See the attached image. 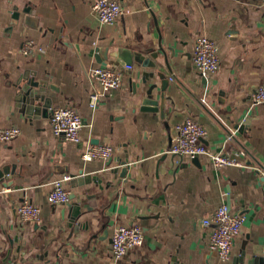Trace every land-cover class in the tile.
Listing matches in <instances>:
<instances>
[{
    "label": "crops",
    "instance_id": "obj_1",
    "mask_svg": "<svg viewBox=\"0 0 264 264\" xmlns=\"http://www.w3.org/2000/svg\"><path fill=\"white\" fill-rule=\"evenodd\" d=\"M96 1L0 0V128L22 132L0 146V170L17 166L0 179V264H264V173L258 165L264 164V104L253 105L264 82V0H124L114 25H101L92 14ZM27 9L38 18L37 29L25 24ZM201 35L220 49L219 72L208 77L192 62ZM29 41L35 51L26 56L21 50ZM160 47L172 74L163 54L154 60L156 69L134 62L124 71L123 87L91 107L95 85L88 72L104 66L94 58L97 48L150 58ZM124 65L110 57L107 66ZM154 70L170 80L164 119L141 110L149 86L143 76ZM23 74L58 89L47 94L53 107L81 115V143L53 135L49 110L35 115L27 109L17 86ZM189 117L207 130L210 151L244 152L247 167L219 171L208 156L196 164L168 154L177 125ZM90 144L112 146V163L85 162L81 154ZM118 160L129 161L126 178L119 177ZM81 170L98 182L73 186L71 179L67 188L76 198L66 206L50 204L51 183ZM25 201L39 206L41 217L21 227L17 209ZM222 204L245 217L227 261L210 251V229L202 224ZM135 224L144 229L143 245L116 260L115 228Z\"/></svg>",
    "mask_w": 264,
    "mask_h": 264
},
{
    "label": "built area",
    "instance_id": "obj_2",
    "mask_svg": "<svg viewBox=\"0 0 264 264\" xmlns=\"http://www.w3.org/2000/svg\"><path fill=\"white\" fill-rule=\"evenodd\" d=\"M124 0H97L92 6V14L101 25H114L123 15ZM43 51L42 48L39 49ZM35 51L32 41L26 43L21 53L30 56ZM192 62L199 73L212 76L219 72L221 65L220 49L216 42L206 36H198L195 40ZM132 66L123 68L115 66H97L88 72V79L95 85L91 95V107L96 108L107 94L118 91L123 87L124 71L131 70ZM264 104V82L257 88L253 97V105ZM50 125L56 138L79 144L82 142L81 131L85 126L84 119L70 107L52 106L50 109ZM177 135L174 138L168 154L180 158H199L208 156L212 166L219 171L228 167H247L241 153L212 152L205 144L207 130L196 120L189 117L176 127ZM17 127L0 128V146L8 144L21 136ZM114 155V148L110 145H88L84 148L81 158L85 162L96 160L107 161ZM71 176L63 175L51 183L49 202L56 206H66L71 202V192L67 184ZM4 193L0 191V194ZM21 227L38 222L41 217V208L25 201L17 209ZM245 217L240 213H232L227 204H222L214 213L206 218L202 224L210 229L209 249L218 254L222 261L230 259L235 240L241 234ZM145 232L141 225H119L115 228L111 238V250L116 260L122 259L130 251L143 245Z\"/></svg>",
    "mask_w": 264,
    "mask_h": 264
},
{
    "label": "water",
    "instance_id": "obj_3",
    "mask_svg": "<svg viewBox=\"0 0 264 264\" xmlns=\"http://www.w3.org/2000/svg\"><path fill=\"white\" fill-rule=\"evenodd\" d=\"M29 12L30 10L28 9L24 12L26 14L24 18V22L29 27L37 29L39 27V20L38 18L31 16ZM230 34H237V32H235V30L232 28L230 30ZM162 54L165 57L163 64L166 66L169 73L172 74L170 63L162 47H160L158 51L152 52L150 58H146L145 54H140V53L136 54V53H133L131 50H127V49H120L116 52L110 53L109 48H105L104 50L97 48L95 50L94 58L99 64L104 65V66H107L109 58L113 57V58L120 59L125 65L133 66L134 62H136L143 67L156 69L157 63L154 60H157ZM172 76L174 77V75ZM155 79L159 81V85L157 82H155ZM169 82H170L169 78L162 71L156 72L154 70L153 72H148V73L146 72L144 74L143 84L144 85L149 84V86L145 90V93H144L145 97L142 100V106H141L142 111L157 113V114L160 113L161 118L162 119L165 118L166 97H165L164 92L166 88L168 87ZM17 86H18V89L20 90L22 101L25 102L27 109L31 110L34 108L33 114L35 115L36 114L38 115L39 113L45 114L46 112H48V110L52 107L53 99L52 97L47 96V94L50 90L58 92V89L55 88L54 86H49L45 81L39 82L34 77H30V75L27 76L26 74H23L20 76L17 82ZM159 89H160V94L158 96V94H156L155 91ZM228 134L231 138H234L231 132L228 131ZM163 157L165 158L166 156L164 155ZM112 161H113V157L109 159L107 165L109 166L112 163ZM118 162L120 166L123 167L119 174V177L121 179L126 178L128 171H129V168H128L129 161L128 160H118ZM193 162L198 164L199 158H194ZM258 165L260 166L261 171H263L264 173V164L260 163ZM16 167H17L16 165L4 166L0 170V179L6 175L15 173ZM58 168L62 172H68L67 168H66V171H64L62 167H58ZM118 172L119 170L117 168L111 170V173L114 174L116 177H118L117 175ZM257 173H260V172L257 170ZM71 179H72L71 184L73 186L75 185L84 186L92 182H95V183L98 182L97 177L85 175L83 170H81L77 176L72 175ZM261 181L264 182V176L261 177ZM70 198L72 201L76 198V196L72 194ZM53 206H56V205H53ZM78 211H79V208L76 207L75 209H73L72 214L68 216L70 228H75V222H76L77 216H79L77 214ZM62 217L65 218V210L62 212Z\"/></svg>",
    "mask_w": 264,
    "mask_h": 264
}]
</instances>
